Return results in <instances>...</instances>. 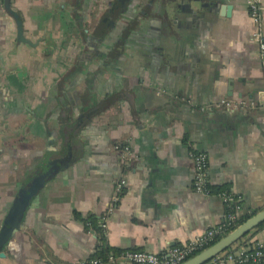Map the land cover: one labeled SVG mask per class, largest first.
<instances>
[{"label":"crops","instance_id":"obj_1","mask_svg":"<svg viewBox=\"0 0 264 264\" xmlns=\"http://www.w3.org/2000/svg\"><path fill=\"white\" fill-rule=\"evenodd\" d=\"M249 1L264 5L10 0L29 42L17 44L0 0V225L50 133L59 153L50 163L74 160L33 197L0 264H89L98 235L75 213L102 224L116 257L101 264H132L125 253L160 255L225 226L219 192L241 216L264 210V74L253 38L264 37V13L255 23ZM96 108L78 133L59 134ZM193 153L206 156L210 195L194 191ZM241 241L264 246V225Z\"/></svg>","mask_w":264,"mask_h":264},{"label":"water","instance_id":"obj_2","mask_svg":"<svg viewBox=\"0 0 264 264\" xmlns=\"http://www.w3.org/2000/svg\"><path fill=\"white\" fill-rule=\"evenodd\" d=\"M3 8L5 13L13 20L16 27V43L29 44L24 37L23 23L19 18L18 13L12 10L10 0H3ZM227 11V12H226ZM229 8L222 7L221 15L228 16ZM109 22L114 20V16L109 17ZM113 99V98H112ZM112 99L104 102L109 104ZM98 111V108L87 111L81 115L74 123L64 124L59 130V134L70 130L74 135L80 131L86 121L93 117ZM60 139V137H58ZM54 136L50 133L48 137V144L46 147V154L40 163L26 176L22 186L14 196L10 207L8 208L0 225V258H3L4 251L9 244L12 237L20 230L24 221L26 211L32 201L33 197L51 181L54 176L62 169L67 168L74 160L65 161L60 166L51 164V160L58 159L56 156L59 154L54 148ZM62 147V146H61ZM264 224V210L254 214L248 218L241 225L234 230L223 236L220 240L207 247L203 251L194 255L182 264H206L211 259L230 248L235 243L239 242L244 237L248 236L252 231L257 229L260 225Z\"/></svg>","mask_w":264,"mask_h":264},{"label":"built area","instance_id":"obj_3","mask_svg":"<svg viewBox=\"0 0 264 264\" xmlns=\"http://www.w3.org/2000/svg\"><path fill=\"white\" fill-rule=\"evenodd\" d=\"M249 14L255 23H259L260 15L264 13V5L249 1L248 2ZM254 41L257 43L260 57L262 60V71L264 74V37L262 34L256 33L253 35ZM228 110H234L238 107L234 103H224ZM194 165V183L193 188L196 193L202 195H210V189L208 187L207 179V159L202 153H193L191 155ZM125 185L124 181H121L118 185V192ZM223 202L226 206H235L238 210V206L235 200L229 196L221 195ZM228 221L234 220V215H227ZM224 231V226H220L214 230L206 232L204 235L180 246H174L168 248L165 253L157 255L154 253L146 252H128L124 254V258L132 264H182L186 260L193 257L194 253L201 252L206 249V245L211 243L214 237ZM264 264V249L263 245H251L243 241H239L232 245L230 248L220 253L206 264ZM89 264H98L97 260L90 261Z\"/></svg>","mask_w":264,"mask_h":264},{"label":"trees","instance_id":"obj_4","mask_svg":"<svg viewBox=\"0 0 264 264\" xmlns=\"http://www.w3.org/2000/svg\"><path fill=\"white\" fill-rule=\"evenodd\" d=\"M125 145L126 143H116L115 146L119 151H123L125 150ZM219 191H217L218 193ZM216 193V194H217ZM211 194V192H210ZM229 195L228 193H223V192H219V195ZM226 214L227 215H234V220L233 221H228L226 225L224 226V231L218 233L213 241L211 243H209L208 245H206L205 248L211 246L212 244H214L215 242H217L218 240H220L223 236H225L227 233L231 232L232 230H234L236 227H238L239 225H241L243 222H245L248 218H250L253 215H243L241 216L239 214V211L235 209V206H226ZM74 216L76 217V219H78L79 221L82 222V224L84 225L86 230H93L97 235H98V242L100 243L99 245L96 246V250L94 255L92 256L93 260H97L98 264L103 263L104 261H107L108 259H110L111 257H116L115 252L112 249L107 248L106 246V240H105V234L104 231L102 230V224H99V219L96 218L94 215L92 214H88L85 217H81L78 213H75ZM264 224L260 225L257 229L261 228ZM264 249V246H263ZM199 252L194 253V255L198 254ZM193 255V256H194Z\"/></svg>","mask_w":264,"mask_h":264}]
</instances>
